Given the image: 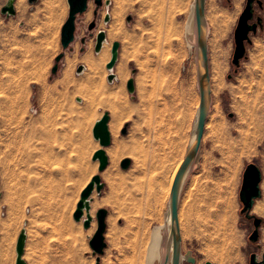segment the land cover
<instances>
[{"label":"rangeland","instance_id":"1","mask_svg":"<svg viewBox=\"0 0 264 264\" xmlns=\"http://www.w3.org/2000/svg\"><path fill=\"white\" fill-rule=\"evenodd\" d=\"M111 1L109 23L104 22L105 5L98 8L95 0L89 1L88 10L77 16L75 41L63 50L61 30L69 16L68 0L61 5L53 0L33 4L16 0L14 16L2 14L7 0H0V261L4 257L7 264H15V246L24 224L30 264H96L90 239L97 220L85 231L77 229L73 214L79 195L66 188L75 185L74 179L63 178L62 164H33V124L40 112L39 87L67 70L74 71L83 58L81 48L91 50L101 29L106 30L110 57L113 42L124 44L118 74L122 67L126 77L120 76L113 86L126 87L127 80L134 78L136 112L126 135L112 123L115 139L123 141L120 157L131 159L130 168L123 169L115 156L103 175L102 194L95 192L93 197L94 217L98 209L108 210L107 247L100 264H141L143 256L147 264L153 230L165 223L174 168L164 171V164L175 139L180 145L177 162L184 160L200 105L196 24L194 34H188L195 0ZM262 1L263 8L258 4L255 8L256 16L264 19ZM217 2L219 9L233 10V0ZM246 4L242 0L231 29L223 83L211 80V113L201 158L194 162L180 196L182 252L192 249L196 264H250L252 253L261 257L264 252V225L259 241H250L254 225L241 213L237 194L244 172L243 146L259 139L254 132L264 116V71L258 72L252 63L253 53L260 51L255 42L264 40V27L251 34L241 66L233 65L235 30ZM206 18L209 38L213 24L207 8ZM94 21L96 27L90 30ZM209 50L208 46V56ZM63 52L54 76L55 59ZM85 165L68 167L75 170ZM80 233L86 246L75 243ZM164 236L158 264L165 263L167 231ZM1 244L11 251L1 249ZM85 250L87 261L77 258Z\"/></svg>","mask_w":264,"mask_h":264},{"label":"water","instance_id":"2","mask_svg":"<svg viewBox=\"0 0 264 264\" xmlns=\"http://www.w3.org/2000/svg\"><path fill=\"white\" fill-rule=\"evenodd\" d=\"M38 0H29L30 4L37 2ZM90 0H68L70 11L69 16L64 23L61 30V43L64 50L69 49L70 45L76 38V20L77 16L85 13L88 10ZM98 8L107 5L111 6V0H95ZM16 0H7V3L2 7L1 12L6 16L16 15ZM255 4H258L263 8L262 0H247L246 7L242 12L238 25L235 30V51L233 56V65L236 67L241 66L243 59L247 58V43H251V34H256L259 28L264 27V19L261 16H256ZM197 25L198 34V76H199V91H200V105L197 109L196 119L194 122V128L192 136L188 145L186 156L176 174L174 183L172 185L171 194L168 202L167 218L164 225H159L154 228L150 244L148 246L147 264H158L163 257L162 247L164 244L165 236L163 229L169 224L168 241L166 246V258L164 264H196V257L193 254V250L189 249L186 252H182V236L179 223V202L181 192L184 188L187 177L190 174L191 168L196 161V156L201 149L202 139L205 132V126L208 118V114L211 108L212 101V89L210 82V66L208 56V26L206 18V0H195V8L192 10ZM256 18V21H255ZM111 20L110 13H106L104 18L105 23H109ZM132 20V17H128V22ZM96 21L92 22L89 26L90 30L95 29ZM107 41L106 30L101 29L96 36L95 52L98 53L102 50L104 43ZM83 44L86 40L83 39ZM120 42L115 41L112 45V57L107 64V69L110 71L108 81L113 82L116 75L113 73V69L119 58ZM65 53H60L55 59V65L52 68V74H56L59 70V65ZM84 65H79L77 73L82 72ZM135 73V72H134ZM128 91L131 95L136 92V85L134 78L129 79L127 83ZM110 115L108 112L95 124L93 134L96 140H99L102 149L98 150L93 160H99V171H104L109 165V158L106 155L105 147L110 146L112 142L111 133L109 130ZM123 134L127 133V126L122 130ZM131 165V159L126 158L121 162L123 169H129ZM264 175L263 171L255 162L247 165L244 174L243 181L240 189V200L242 203L241 213L249 220L254 222V230L250 235V241L258 242L261 236V230L264 225V218L259 217L252 213L256 201L262 198L264 192L261 188ZM105 184L100 174L95 175L87 187L83 190L80 200L77 204V208L73 214V218L77 222L83 221L85 229H89L92 223L97 220L98 227L95 234L90 239V246L93 249V254L97 256L96 264H100L101 255L104 254L107 247L105 233L107 229V216L108 210L105 208L98 209L95 217L92 214V202L94 200L93 193L97 192L98 195L102 194ZM27 232L23 229L17 240L16 252L17 259L16 264H27L23 258L25 254ZM205 264H214L211 261L205 262ZM250 264H264V252L260 258V255L256 252L250 256Z\"/></svg>","mask_w":264,"mask_h":264},{"label":"crops","instance_id":"3","mask_svg":"<svg viewBox=\"0 0 264 264\" xmlns=\"http://www.w3.org/2000/svg\"><path fill=\"white\" fill-rule=\"evenodd\" d=\"M122 46H124V44L121 41L119 58L113 69V73L117 78L119 77L117 80H120V76L122 78L124 72L122 70V72L120 71L121 74H118V66L120 59L122 58ZM80 52L83 54V58L80 60L79 64H76L74 71L71 72V70H67L65 74H59L56 76L54 81L51 82V80L45 85V87H39L40 112L37 116H34L33 124V164H49L51 166V164L56 163L58 164V167L62 164L65 168L63 178H73L75 182L74 186H66V188H69L68 190L75 189L73 191L79 195L75 202L74 211L77 208L83 190L87 187L92 178L99 172L103 180V175L109 172V167L113 158L115 156L120 157L121 155L123 141L115 139L112 123L114 122L118 130H123L126 126L128 127V123L131 121L130 119L136 112V105L134 102L136 92L134 95H131L127 88V83L131 78L127 80L126 87L122 84L118 89L114 88L113 85H115V83L113 84L108 81L109 74L105 76V73H103V71L108 70L107 64L111 60L112 53L111 57L106 60L107 62H103L101 59L96 58L98 55L95 52V46H93L91 50L81 48ZM100 60L101 62H99ZM91 63L94 65L96 64L95 68L98 71L94 70L95 68H92ZM79 65H84V69L80 75H77L76 73ZM97 66H99V68H97ZM53 75L55 76V74ZM124 77H126V75H124ZM106 87H109V89L111 88V90H106ZM111 94H113V96ZM109 102L111 104H109ZM114 103L116 105H114ZM106 112L110 115L109 130L112 142L110 146L104 148L106 155L109 158V165L104 171L100 172V162L99 160H93V156L98 150L102 149V146L99 140L95 139L93 130L95 124ZM210 113L211 112L209 111L208 117L210 116ZM38 126L39 130H37ZM254 133L259 139L256 142L251 140L247 146H243L242 154L244 159L242 161L244 162V171L248 164L255 162L260 166L264 175V116L259 121V126ZM203 139L202 143L204 141ZM122 157H120L121 162L126 159V157ZM78 163L87 165L81 166L78 169L76 168L75 170L68 167V164ZM261 188L264 192L262 184ZM240 189L241 186L237 192L239 202H241ZM70 193L73 192L71 191ZM258 200H264V194L262 198ZM93 208L94 205L92 202V212H94ZM241 209L242 207L240 208V211ZM74 222L77 229H82V231L86 230L83 221L77 222L74 220ZM23 226L21 231L26 229L27 232L25 254L23 258L26 260L27 264H30L26 257L29 235L27 228ZM76 239L77 241L75 243L77 246L79 242L82 247L87 245V240L81 236V233L80 237H77ZM1 249H9V252L11 251V247H8L7 244H1ZM76 256L81 260L85 259L87 261L88 251H81L80 254H77ZM49 257H53L51 251L49 252ZM16 259L17 252L15 246V264ZM0 264H7L4 257L2 258V261H0Z\"/></svg>","mask_w":264,"mask_h":264},{"label":"bare ground","instance_id":"4","mask_svg":"<svg viewBox=\"0 0 264 264\" xmlns=\"http://www.w3.org/2000/svg\"><path fill=\"white\" fill-rule=\"evenodd\" d=\"M53 1L57 2L58 5H61V3H63L64 0H53ZM241 2H242V0H233V10L230 12L228 10L219 9L217 0H206L207 16L210 17L212 24H213L212 31L210 33V37L208 38V46L210 48V50H209L210 51V56H209L210 65L209 66H210V71H211L210 82L212 80L218 84L223 83L224 74H225L227 67H228V57L230 55V50H231L230 48L232 46L231 41H230L231 29H232V26H233V23H234V20L236 17V13L240 9ZM19 4L23 6L22 1H20ZM23 8H24V6H23ZM194 8H195V1L192 5V10H194ZM110 11H111L110 6L106 5L105 6V12L110 13ZM117 16H118V14H117ZM194 24H196V20L194 17V13L192 12L191 18L189 20V27H188L189 36H192L195 32ZM255 43H256L258 50H260V51L256 52L258 54H255V52L253 53L254 56L252 57V60H253L252 63L256 65V68H254V69H256L258 72H263L264 71V54H262L261 51L264 52V40L258 39ZM107 44H108V40L104 43L102 50L100 52L96 53L99 56V59L101 57V60L103 62L108 60L110 57V52H108V50H107L109 48L107 46ZM190 45H191L190 48L192 49L193 48L192 43H190ZM261 55L263 56V58H261ZM101 60L99 62H101ZM197 60H198V45H197ZM99 62H97V63H99ZM91 65H92V68L96 67V64L94 65L93 63H91ZM100 66H101V64H100ZM250 66H251V64H250ZM97 68H99V66H97ZM120 69L123 70L122 67ZM94 70H96V68ZM94 70H92V71H94ZM122 70H119V72ZM96 71H98V70H96ZM106 73L110 74V71L109 70L105 71V76H106ZM120 74H121V72H120ZM124 75H126V73L124 74V72H123L122 76H124ZM105 89L108 90L109 87L108 88L106 87ZM109 90H111V88ZM111 95L113 96V94H111ZM114 95H115V93H114ZM109 96H110V94H109ZM115 101H116V98H115ZM109 104H111V103L109 102ZM114 105H116V104L114 103ZM175 140L173 141L174 143L171 146V152H170V155L168 156V162H167V164H164V169H163L164 171L165 170L167 171L171 168V171H172V168H174V174H173V177L171 179V182H172L171 186L173 185L176 174H177V172H178V170H179V168L183 162L182 160L177 162V158L180 155V145H179L178 141L177 140L175 141ZM200 158H201V150L198 152V154L196 156V163H199ZM162 173H163V171H162ZM164 175H166V173ZM167 175H168V173H167ZM167 175H166V177H168ZM163 177H162V179H163ZM187 179H188V177H187ZM187 179H186V181H187ZM197 180H198V177L194 176L193 181L196 182ZM262 187H264V180L262 182ZM170 194H171V192H170ZM252 213L257 215V216H264V200H257L256 201V204L253 208ZM167 216L168 215L166 213V218H167ZM165 222H166V220H165ZM164 224H162V225H164ZM168 230H169V224H167L166 227L163 229V234L165 231L168 232ZM186 235H187V233H186ZM146 243H147V241L145 242L144 245H146ZM164 258H166V251L164 254ZM140 263L144 264V256H143V258L140 257Z\"/></svg>","mask_w":264,"mask_h":264},{"label":"built area","instance_id":"5","mask_svg":"<svg viewBox=\"0 0 264 264\" xmlns=\"http://www.w3.org/2000/svg\"><path fill=\"white\" fill-rule=\"evenodd\" d=\"M82 72L77 73L78 75H80ZM117 80V77L114 78L113 82L110 83H114Z\"/></svg>","mask_w":264,"mask_h":264},{"label":"flooded vegetation","instance_id":"6","mask_svg":"<svg viewBox=\"0 0 264 264\" xmlns=\"http://www.w3.org/2000/svg\"><path fill=\"white\" fill-rule=\"evenodd\" d=\"M249 220V219H248ZM249 221H251L252 223H253V225H254V222H253V220H249Z\"/></svg>","mask_w":264,"mask_h":264}]
</instances>
